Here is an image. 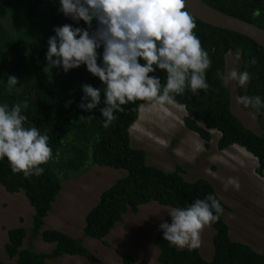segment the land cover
<instances>
[{
    "label": "trees",
    "instance_id": "1",
    "mask_svg": "<svg viewBox=\"0 0 264 264\" xmlns=\"http://www.w3.org/2000/svg\"><path fill=\"white\" fill-rule=\"evenodd\" d=\"M224 12L241 17L264 29V0H204ZM60 0H0V104L10 107L28 100L26 126L35 125L40 132L50 137L54 155L59 152L58 162L53 160L42 165L45 171L39 177L25 178L22 173L14 174L5 157L0 159V184L9 192H24L35 208L31 239L41 235L46 242L56 245L49 253H38L32 247L23 248L28 237L25 227L9 230L5 251L16 257V264H48L46 258H57L64 254L89 256V250L81 238H74L57 229H44L45 219L53 209L63 188V183L76 176L89 165L110 166L122 169L125 174L106 188L96 205L88 212L84 235L105 239L117 223L129 212H137L141 205L151 202L176 207H187L195 199L214 195L221 203L214 184L205 177L187 179L181 166L165 170L149 163L145 149L133 145L131 126L139 117V105L128 104L125 112H116L118 119L108 128L103 127L104 118L100 109L106 105L105 87L101 80L92 75L86 65L67 73L62 67H52L46 59L48 39L56 33L58 26L71 24L73 27L88 28L83 21L77 23L59 11ZM187 10V9H186ZM255 10L259 16L253 15ZM194 16V15H193ZM195 17V16H194ZM195 34L212 60L207 70V91L199 90L193 95L190 90L176 96V103L185 106L188 115L185 126L209 144L210 129L221 132L219 148L225 149L239 144L253 153L259 160L257 171H264V129L260 133L244 125L233 110L229 87L217 72L226 74V54L238 50L242 57V71L251 74L242 95L260 96L264 99V47L248 36L207 24L195 17ZM97 22L93 21L95 30ZM98 64H103V48L98 49ZM55 59V58H54ZM255 60V64L251 61ZM142 64L144 61L141 59ZM9 75L19 78L12 89L7 85ZM166 83V72L159 69L153 74ZM89 84L101 89V104L92 111H84L78 105L84 93L82 85ZM71 100L70 106L66 103ZM264 118V109L258 112ZM209 146V145H208ZM211 225L214 253L211 259L203 256L200 249L193 251L169 244L160 231L154 238L159 249V264H264V251L252 245L234 240L230 226L224 218ZM0 264H10L0 258ZM123 264H138L131 255L123 258Z\"/></svg>",
    "mask_w": 264,
    "mask_h": 264
},
{
    "label": "clouds",
    "instance_id": "2",
    "mask_svg": "<svg viewBox=\"0 0 264 264\" xmlns=\"http://www.w3.org/2000/svg\"><path fill=\"white\" fill-rule=\"evenodd\" d=\"M60 5L59 11L66 17L77 23L83 20L88 28L73 27L71 24L56 27V34L48 39L46 59L49 65L62 67L65 73L86 65L87 70L101 80L106 96L103 101L106 106L100 109L104 128L118 119L114 113H124V106L130 103L144 102L139 105L140 117L141 108L146 105L175 103L184 106L176 103V96L184 94L186 90L197 95L199 90L209 89L206 73L212 60L194 32L197 24L193 14L186 10V0H60ZM253 15L259 16L260 11L255 10ZM93 21L97 22V27L90 31ZM100 48H103L102 65L98 64ZM236 51V59L239 60L241 53L238 50H230L228 53ZM251 63L255 64V60ZM157 69L166 72V83H162L160 77L150 75ZM217 76L225 84L235 81L241 87L251 80V74L242 71V65L241 71L233 68L229 72L226 65V74L218 71ZM18 84L19 78L8 76L9 89ZM82 91L84 96L78 105L82 110L92 111L101 104V89L84 84ZM237 102L254 109L258 117V112L264 109V99L258 95L238 96ZM71 103L73 101L69 100L66 107ZM28 108V100L17 102L11 107L7 103L0 104V159L6 157L12 172L22 173L25 178L33 175L39 177L45 171L42 165L53 160L58 162L59 159V152L54 155L50 146L48 134H42L35 125L26 126L28 118L23 113ZM186 116L180 121L184 126ZM209 131L212 135L209 146L198 132H193L203 140L207 149L213 146L219 150L242 147L256 158L258 169L259 160L253 153L239 144L220 149L218 142L221 132L218 129ZM214 140L215 144L211 143ZM229 186L239 190V180L229 177L224 184L225 190ZM224 210L220 201L209 194L205 199H195L187 207L172 208L168 212L172 218L171 223L162 221L159 228L163 231L164 240L170 245L193 251L202 246L203 229L217 222Z\"/></svg>",
    "mask_w": 264,
    "mask_h": 264
},
{
    "label": "rangeland",
    "instance_id": "3",
    "mask_svg": "<svg viewBox=\"0 0 264 264\" xmlns=\"http://www.w3.org/2000/svg\"><path fill=\"white\" fill-rule=\"evenodd\" d=\"M236 53L227 55V72L233 68L241 71V57L237 60ZM227 85L235 113L246 126L262 131L264 118L259 119L254 109L237 102L238 96H244L241 92L247 85L241 87L235 81ZM141 110L138 121L131 128L133 145L146 150L151 164L170 171L181 166L187 171L183 174L189 180L199 177L211 180L225 202V219L230 225L232 238L264 251V173L257 172L256 158L238 146L225 150H219L217 146L205 148L198 134L180 122L187 115L184 106L152 104ZM211 143L215 144V140ZM124 174L122 169L92 164L63 183L42 231L57 229L81 238L90 255L47 257L48 264H123L126 255L133 256L138 264H159V249L154 238L162 231L159 228L162 221L171 223L168 212L173 207L152 202L141 206L135 213L125 214L104 240L84 235L88 212L96 205L102 192ZM229 177L239 180V190L232 186L225 190L224 184ZM34 213L35 208L24 192H9L0 184L1 259L10 264L17 262L16 257H10L5 251L9 230L15 227L28 230L23 248L32 247L38 253L53 251L56 244L44 241L41 235L30 240ZM215 232L212 227H205L202 231L203 243L199 249L208 259L214 253Z\"/></svg>",
    "mask_w": 264,
    "mask_h": 264
},
{
    "label": "water",
    "instance_id": "4",
    "mask_svg": "<svg viewBox=\"0 0 264 264\" xmlns=\"http://www.w3.org/2000/svg\"><path fill=\"white\" fill-rule=\"evenodd\" d=\"M186 9L205 23L246 35L264 47V29L251 22L214 8L203 0H186Z\"/></svg>",
    "mask_w": 264,
    "mask_h": 264
},
{
    "label": "bare ground",
    "instance_id": "5",
    "mask_svg": "<svg viewBox=\"0 0 264 264\" xmlns=\"http://www.w3.org/2000/svg\"><path fill=\"white\" fill-rule=\"evenodd\" d=\"M52 251V250H51Z\"/></svg>",
    "mask_w": 264,
    "mask_h": 264
}]
</instances>
